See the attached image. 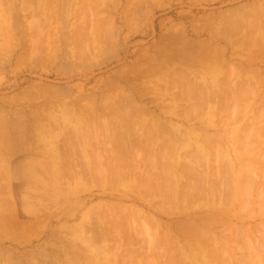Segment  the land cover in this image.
<instances>
[{"label": "rangeland", "instance_id": "rangeland-1", "mask_svg": "<svg viewBox=\"0 0 264 264\" xmlns=\"http://www.w3.org/2000/svg\"><path fill=\"white\" fill-rule=\"evenodd\" d=\"M88 1L42 0L41 2L43 3H40V0H0V17H2L0 18V264H157L154 262V258H152L155 255L153 254L155 249L152 246H155V243L164 242L161 239L167 236V228L181 229L189 225V223H185L187 215L182 214V210L187 209L186 205H184L186 202H183L181 199V196L185 199L184 194L179 197L181 202L178 200L179 198L174 200L171 197L173 193L168 194V192L170 190L173 191L176 183L181 179L189 177V173L185 174L186 171L183 173L178 164H181V168H183V165L189 164L188 168L186 166V168H183L184 170H189V168L195 166L191 164L192 161L185 159H189L190 156L194 158L201 155V151L198 153L196 148L197 145L199 146L200 139H202L201 144L208 145L209 149H205V146L202 145L207 156V161L202 158L203 162H201L204 170L206 168L209 171L207 172L210 173L213 168H218L221 165L222 167H220L224 169L222 171L225 174L227 171H225L226 167L229 166L232 169V166H235L232 171L234 176H232L230 168V171H228L230 173L229 175L227 174L229 178L232 176V181L230 182L237 183L234 193L232 191L234 187L232 183H229V178L227 177L228 179L224 180L223 176L226 174H222L221 168L215 169L218 170V175L220 171L222 172L220 173L222 176L221 178L218 176V180L222 179L225 181L218 184V188H221H219L218 192L216 191V195H218L216 201L218 204L222 206L226 204L224 206L226 208V206L230 207L229 203L232 201L233 206H231L235 209L242 202L241 206L246 210L244 212L241 208V215L246 216H242V220L233 219L229 221V224L226 223L228 229L232 228L236 230V226H241L240 229L246 228V230H242L243 232L246 231V235H243L245 233L242 234L239 227L236 230L239 233V237L242 235L240 238L242 239L244 236L248 237L249 232L247 231L252 232L251 230L256 227L257 229L255 228L254 230L258 232L253 230L254 232L251 234L253 237H256L257 241L260 240L259 237L261 238V235L264 233V223H262L264 222V214H262L264 213V210H262L264 208V200L262 198L260 201V194L258 195V192L260 193L259 190L264 188V186L262 187L264 178L261 175V171L264 169V163L262 164L261 162L262 158H264V130H261L264 128V101L263 103L262 101L260 102L264 98V0H93L94 3L91 0ZM86 2H88L87 5ZM50 3H52L54 8ZM80 7H84V9L81 8V11ZM77 11H79L78 15L76 14ZM52 12L54 15H52ZM81 16L83 17L81 18ZM45 19L50 21L47 22ZM81 31L84 33L81 34ZM250 41H253V43ZM248 42L249 45H246ZM183 43L186 46H190L185 47ZM256 43L262 46L259 47ZM239 44L245 47H240ZM212 45L214 46L212 47ZM202 47L205 50L203 49L202 51ZM212 48L216 51L214 52ZM206 49H208L207 53ZM202 52L206 55H203ZM190 53L195 54L191 55ZM216 53L222 58L225 55L223 60ZM224 60L229 61L225 62ZM219 64H223V67L222 65L220 67ZM226 65H228L227 68H225ZM154 66L158 70L156 71L157 73L153 70ZM135 68L139 70V73L136 72ZM231 68L235 70L234 73V70ZM140 70L143 71L140 72ZM171 71L172 73L169 75ZM185 71L187 72L185 73ZM236 72L240 73L237 75ZM127 74L131 75V78H134L131 79L129 77L127 80ZM135 74L136 76H134ZM164 75L166 76L164 77ZM138 76L141 77L139 78ZM189 76L195 78L191 79ZM124 79L129 82H126ZM256 79L257 82L255 81ZM146 80L149 82L147 83ZM207 80L210 81L209 84ZM226 81L228 82L226 83ZM157 82L159 85H162L159 86V89L157 88ZM240 82L244 84V87ZM214 83V86L218 85L216 86L217 89L213 87ZM115 84L117 85L115 86ZM154 84H156V87L153 86ZM254 84L257 86L255 85V87ZM260 84L261 87L259 86ZM168 85L170 88H168ZM190 87L191 91L189 89L188 93L187 91ZM209 87L213 88L210 89ZM238 88L243 91H241L242 94ZM251 88L254 92H251ZM260 88H262L261 92L259 91ZM170 89H172V93ZM205 89L209 91L207 92ZM218 89L219 91H217ZM222 89L226 90L223 92ZM236 89L240 92H237V94L239 93L242 96L247 92L250 93L246 94L245 97L238 95L241 98V102L236 99L237 95L234 96L235 94H233L232 96V93H235L234 90ZM200 90H202V93ZM125 91L127 95H125ZM178 99L181 100L179 101ZM231 99L235 100L232 101ZM175 100L178 101L176 102ZM185 100L187 101L186 104ZM201 100L203 103L205 102L204 106H202V102H200L202 105L200 103L198 105V102H196ZM136 101H138V104ZM207 101L208 104L206 103ZM127 102L130 105L132 104L134 110H137L140 104L137 112L128 104L125 106L124 104ZM181 102L184 105L183 107ZM244 102L248 104H246V108L240 104ZM178 103L181 104L178 105L181 110L176 109V107L179 108L177 106ZM236 103L240 107L242 106V108H239V105H236ZM163 104L164 106H161ZM209 104L211 108L208 106ZM82 105H87L88 107H82ZM95 105L99 106L98 110L100 112L104 111L103 114H100V117H96L99 116V112L97 115L94 112L95 114L93 115L92 110L88 114L90 108H95ZM109 106L110 108H108ZM220 106L223 112L219 108ZM123 108H127L129 111L127 115L124 113L127 110ZM146 108L148 111L143 112V109ZM186 108L188 109L185 110ZM199 108H201V111H199ZM233 108L237 110L234 115L232 114L234 112ZM121 109L123 110L121 111ZM175 109L177 111H174ZM230 110H233V112ZM260 111L261 114L259 115ZM238 112L241 113L239 114ZM147 113L148 115H146ZM230 113L231 117H229ZM236 113L238 114L236 115ZM219 115L220 118H217ZM83 116L84 118L87 116L86 120L84 119L86 122L82 121ZM90 117L92 121L89 120ZM259 119H262V123H260ZM89 124L92 129L97 127L93 129L94 132L90 129ZM251 124L253 126L251 128L253 129L246 130V126L250 128ZM251 130L253 131L251 132ZM246 133H249L248 135L251 137L252 135L253 137L255 136V139L253 137L250 138V136L248 137ZM253 133L258 135H254ZM245 134L247 139H245ZM131 135L132 137H129ZM139 135L142 137H139ZM158 135L159 137H156ZM198 135H202V137L200 138ZM229 135L230 137H227ZM145 136H149L152 140ZM135 137L136 139L133 140ZM155 137L157 139H154ZM238 137L240 140L237 139ZM211 138L212 140L215 139L214 142H211ZM196 139L198 142H196ZM130 140L133 141V144L137 143L138 140V143L134 147H130L131 149L128 147L129 144H132ZM159 141L166 142L167 144L170 143L168 144V148L166 143L163 148L161 147L166 153L159 147L162 145ZM242 141L244 142V147L242 146ZM187 142L189 145H185ZM222 142H225V144ZM248 142L252 144L249 145ZM253 142L257 145L255 146L256 150L258 148L260 150L261 147L263 148L261 150L263 156L261 154L260 158L257 157L259 165L255 158L261 152L255 150L258 152L256 154L255 151H252L254 150L251 149L252 147L254 148ZM120 143L122 144L121 146L119 145ZM125 143L128 144L126 145ZM145 143H148V146L143 145ZM156 143H160V145L157 146ZM171 143L177 145H175V149L178 151L176 150V154L174 153V158L171 157L173 154L170 153L174 148H169L173 145ZM125 145L128 149H126ZM251 145L253 146L250 147ZM187 146L189 147L187 148ZM191 146L195 150L191 149ZM218 146L224 147L223 150L217 151L221 148H218ZM149 147L152 149H149ZM216 147L217 149H215ZM129 149L130 152L127 151ZM226 149L227 154L224 152ZM144 150L145 152H143ZM160 151L161 153H159ZM214 152L216 154L220 152L221 154L220 156L217 154V157ZM250 152L253 153L252 156ZM143 153L147 154V156ZM223 153L224 155H222ZM254 153L256 156L253 163L255 162L256 166L250 163L253 160ZM126 154L128 155L126 156ZM115 155H119L118 159H115ZM181 156L185 157V159H182ZM143 157H148V159L144 160ZM135 158H138L137 161ZM159 158H162V162H166L167 164L171 163L170 160L173 158V163L167 165L169 171H171L169 167L177 163V166L175 164V167L173 166L172 168L174 170L175 168L178 169L175 170L173 177L175 181L172 178L170 182L171 178L166 176L167 173L171 177L173 174H170L169 171L166 172V169L164 170L165 173H163L160 169L164 163ZM179 159L182 163H178L180 162ZM259 159L261 160L259 161ZM155 160H158L159 163L161 162L162 165L158 163L160 165L158 166ZM246 160L249 162L248 166L249 164L253 165L251 168L255 169L257 167L254 172L251 170V176L253 178L256 177L253 183L254 188L252 189L254 192L250 191L251 189H249V192H243L241 189V184L247 183L249 186L250 183L248 179L250 175L249 177H245L248 173H244L246 172L245 168L243 169L242 165V168L239 165L240 162L242 164H244L243 162L247 163ZM218 163L219 165H216ZM246 163L244 167L247 169ZM213 165L216 166L214 167ZM212 166L213 168L211 169L210 167ZM248 168L250 169V167ZM118 169L122 170L121 174H123L119 173L122 177L116 174L118 173ZM214 169L212 173L215 172ZM249 169H247L248 172L250 171ZM146 171L147 176L143 175ZM181 171L183 174H181ZM157 172H159V175ZM160 172L163 174H160ZM154 174L158 176L156 175L157 178L155 177L156 181L154 180L155 183L153 184V181L150 182L148 179L149 177H154ZM178 174L182 177L177 176ZM241 174H244L242 177L247 178L246 180L244 179L245 182L243 179H240ZM214 175H217V173ZM214 175L212 174V176ZM163 176L164 178L167 177L169 182L166 181L167 178L164 180ZM176 176L177 179L178 177L180 178V180L178 179L179 181L176 179ZM161 178L169 184L160 182ZM187 178L185 179L188 181L183 179V186H188L195 182L193 180L194 177H189L191 179ZM214 178L216 179L215 176L211 177L206 183L210 184ZM253 178L251 179L253 180ZM136 180L140 181L137 182ZM241 180H243V183ZM156 182H159L160 186L166 183L170 188L168 186V189L166 187L162 188L161 186L162 189L159 190V193L162 191V194H157L158 191L153 190L155 187L158 190ZM226 184L229 185L227 187L229 190L224 189L227 186ZM222 186L225 187L222 188ZM256 186H261V189ZM147 187L152 190V193L146 189ZM164 189L169 190L168 192L165 191L167 194L164 192ZM123 190L125 192L128 190V192L124 193ZM154 191L156 192L153 195ZM183 191L186 190L184 189ZM183 191L181 192L183 193ZM229 191L231 192L229 193ZM263 192L264 190L262 194H264ZM208 193L203 195L207 197ZM250 193V196H252V193L256 196V198L254 197L255 199L258 197L259 202L244 206L246 200L248 201L249 199L248 204H250L253 198H250L248 195ZM233 194L236 196H234L235 200L232 197ZM240 194L242 195L240 196ZM203 195L200 197L201 199ZM210 195L209 199L205 197L209 201L212 198ZM136 197L138 198L136 199ZM219 197L222 201L218 200ZM240 197H244L243 201H241ZM205 198V201L202 200L204 203L207 201ZM201 199L198 201L199 204L197 206L195 204L198 203L195 202L196 200L193 203L194 206H191L192 203L189 206L187 203V206L189 209L195 207V209H198L202 206V208H205L207 205H202ZM255 199H252V202ZM224 200L226 203L222 204ZM168 201L171 204L169 203L168 205ZM172 201L176 203L173 204L174 202ZM234 201H237L235 206L233 204ZM161 202L165 206L164 209L168 211H165L163 206L159 204ZM120 204H123L121 205L123 210L119 209L121 208ZM152 204L160 209L162 207V209L159 210ZM237 204L238 206L236 207ZM170 205H173L175 210H178L174 211ZM258 205L262 206V208ZM182 207L183 209H181ZM136 208L140 209L139 213H137L138 210ZM241 210L238 208L239 214ZM248 210L251 212H247ZM168 212L171 214H168ZM177 212L178 214H175ZM252 212L256 213L252 214ZM116 213L118 214L116 217L120 221H118L115 227L116 224L114 225L111 220L114 219L113 221L117 222L118 219H115L114 215ZM257 213L262 215L260 216ZM201 214L204 215L205 213ZM233 225L235 228L232 227ZM257 225H260V227L258 228ZM105 226L106 228L108 227L109 231L105 229ZM114 228L115 230H113ZM99 229H101V232ZM161 230L162 234H160ZM229 230L226 229V231ZM259 230L263 231L259 232ZM104 231H107L109 237L111 236L109 239L106 237L107 234ZM147 231L148 233H146ZM98 233L101 234L99 235ZM130 236L136 239H132ZM134 239L136 242L133 243ZM244 239L241 241H244ZM246 239L243 242L244 244L239 239H235V248L238 242L242 244L237 249L234 248L233 242V245H231V242H227L229 243V247L224 244V247L225 245L227 246L228 252L232 256L231 258L238 253L239 256H235V258L237 259L238 257L240 259L239 261L236 260L237 262L234 259L232 261L228 259L227 262L231 261L232 263L230 262V264H242L244 260V262L247 261L249 264H264V253H261V247H259L260 250L256 249L255 251H260L259 253L263 255V258L261 255V259H258L260 257L255 256V251L252 254L254 250L253 245L257 243L255 238L252 239V242L256 243H252L251 248L253 249L250 250L249 242ZM248 239L250 241L251 236ZM159 240L161 241L158 242ZM120 241L122 242L121 244ZM126 241H131L132 244L131 242L128 244ZM168 241L170 242V240ZM137 242L141 243L136 245ZM243 245L245 246L244 251H242ZM149 247L153 250L150 251ZM136 248L141 249V251L139 249L140 253H138ZM133 249H136V252ZM142 251L146 252L143 254L147 258L139 255ZM232 251L236 253L233 255ZM242 253L244 255L247 254V256L249 255L246 259L250 258V255L253 258L254 255L255 257L250 260L252 262L254 260L256 262L257 260V263L243 259L242 256L244 255ZM164 258H162L161 263L166 261Z\"/></svg>", "mask_w": 264, "mask_h": 264}, {"label": "bare ground", "instance_id": "bare-ground-1", "mask_svg": "<svg viewBox=\"0 0 264 264\" xmlns=\"http://www.w3.org/2000/svg\"><path fill=\"white\" fill-rule=\"evenodd\" d=\"M41 1H42V0H40V3H43V2H41ZM46 1H47V0H46ZM50 1H52V0H50ZM53 1H54V0H53ZM87 1H88V0H87ZM91 1H93V0H91ZM91 1H90V2H91ZM44 2H45V1H44ZM57 2H58V1H57ZM88 2H89V1H88ZM88 2H86V5H87ZM54 3H56V2H54ZM54 3H53V4H54ZM58 3H59V2H58ZM93 3H94V1H93ZM50 4H51V6H52V3H50ZM64 4H65V3H64ZM89 4H90V3H89ZM89 4H88V5H89ZM57 5H58V4H57ZM78 5H80V4H78ZM86 5H85V6H86ZM81 6H83V5H81ZM91 6H92V5H91ZM93 6H94V5H93ZM52 7H53V6H52ZM55 7H57V6H55ZM59 7H60V6H59ZM89 7H90V6H89ZM89 7H88V8H89ZM53 8H54V7H53ZM77 8H78V7H77ZM81 8L84 9V7H80V10H81V11H82ZM88 8H86V9H88ZM91 8H92V7H91ZM93 8H94V7H93ZM89 9H90V8H89ZM77 10H79V9H77ZM75 11H76V10H75ZM86 11H87V10H86ZM86 11H85V12H86ZM53 12H55V11H53ZM53 12H52V15H54ZM57 12H58V10H57ZM78 12H79V11H77V13H76L77 15H78ZM58 13H59V12H58ZM65 13H66V12H65ZM55 14H56V13H55ZM0 15H1V14H0ZM65 15H66V14H65ZM56 16H58V14H56ZM67 16H68V15H67ZM64 17H65V16H64ZM82 17H83V16H81V18H82ZM86 17H87V16H86ZM0 18H2V17H0ZM48 19H49V18H48ZM77 19H78V16H77ZM84 19H85V18H84ZM86 19H87V18H86ZM45 20H46V19H45ZM64 20H65V18H64ZM46 21H47V20H46ZM48 21H50V20H48ZM48 21H47V22H48ZM80 21H81V20H80ZM44 23H45V22H44ZM82 33H84V32L81 31V34H82ZM78 35H80V34H78ZM80 36H82V35H80ZM80 36H79V37H80ZM86 36H87V35H86ZM82 37H83V36H82ZM82 37H80V38H82ZM84 37H85V36H84ZM87 38H88V37H87ZM83 39H84V38H83ZM85 39H86V38H85ZM184 39H185V38H184ZM79 40H80V39H79ZM80 41H83V40H80ZM86 41H87V40H86ZM187 41H188V40H187ZM84 42H85V41H84ZM198 42H199V41H198ZM246 42H247V41H246ZM246 42H245V43H246ZM250 42L253 43V41H250ZM188 43H189V42H188ZM191 43H192V41H191ZM196 43H197V42H196ZM254 43H255V41H254ZM258 43H259V42H258ZM258 43H256V44L259 45V47L262 46V45H260V44H258ZM183 44H184V43H183ZM197 44H198V43H197ZM199 44H201V43H199ZM202 44H204V43H202ZM184 45H185V44H184ZM192 45H193V44H192ZM206 45H207V43H206ZM209 45H210V43H209ZM239 45H240V44H239ZM246 45H249V42H248ZM253 45L255 46V44H253ZM188 46H190V45H187V46L185 45V47H188ZM195 46H196V45H195ZM213 46H214V45H212V47H213ZM241 46H242V45H240V47H241ZM243 46H244V45H243ZM243 46H242V47H243ZM177 47H180V46H177ZM183 47H184V46H183ZM204 47H205V46H204ZM216 47H218V46H216ZM216 47H215V48H216ZM244 47H245V46H244ZM247 47H248V46H247ZM255 47H256V46H255ZM248 48H249V47H248ZM250 48H251V46H250ZM184 49H185V48H184ZM196 49H197V48H196ZM201 49H202V51H203L204 48L202 47ZM209 49H210V48H209ZM212 49H213V48H212ZM221 49H222V48H221ZM251 49H252V48H251ZM157 50H158V49H157ZM161 50H162V49H161ZM198 50H199V49H198ZM204 50H205V49H204ZM207 50H208V49H206V53H207ZM213 50H214V49H213ZM179 51H180V49H179ZM184 51H185V50H184ZM186 51H187V50H186ZM191 51H192V50H191ZM215 51H216V50H214V52H215ZM251 51H252V50H251ZM162 52H163V51H162ZM189 52H190V50H189ZM198 52H200V51H198ZM204 52H205V51H204ZM186 53H188V52H186ZM202 53H203V52H202ZM208 53H209V52H208ZM212 53H213V52H212ZM249 53H252V52H249ZM160 54H161V53H160ZM163 54H164V53H163ZM183 54H184V52H183ZM190 54L192 55V54H195V53H190ZM190 54H189V56H190ZM196 54H198V53H196ZM200 54H201V53H200ZM204 54H205V53H203V55H204ZM216 54H217V53H216ZM221 54L223 55V53H221ZM221 54H220V55H221ZM255 54H256V52H255ZM155 55H156V54H155ZM205 55H206V54H205ZM218 55H219V54H217V56H218ZM222 55H221V56H222ZM159 56H160V55H159ZM185 56H186V55H185ZM197 56H199V55H197ZM200 56H202V55H200ZM215 56H216V55H215ZM224 56H225V55H223V58H224ZM187 57H188V56H187ZM204 57H205V56H204ZM213 57H214V56H213ZM218 57H219V56H218ZM175 58H176V57H175ZM197 58H198V57H197ZM215 58H217V57H215ZM219 58H222V57H219ZM223 58H222L221 60H223ZM225 58H226V57H225ZM158 59H159V58H158ZM163 59H164V58H163ZM165 59H166V58H165ZM198 59H199V58H198ZM211 59H212V58H211ZM171 60H172V58H171ZM175 60H176V59H175ZM196 60H197V59H196ZM206 60H207V59H206ZM206 60H204V61H206ZM247 60H248V59H247ZM163 61H164V60H163ZM163 61H161V62H163ZM176 61H177V60H176ZM176 61H175V62H176ZM193 61H194V60H193ZM193 61H192V62H193ZM209 61H210V60H209ZM216 61H217V60H216ZM219 61H220V60H219ZM224 61L226 62L227 60H224ZM224 61H223V63H224ZM228 61H229V60H228ZM228 61H227V62H228ZM175 62H174V63H175ZM177 62H178V61H177ZM180 62H182V61H180ZM180 62H179V63H180ZM207 62H208V60H207ZM159 63H160V62H159ZM174 63H173V64H174ZM220 63H222V61H220ZM157 64H158V63H157ZM199 64H200V63H199ZM196 65H197V64H196ZM219 65H220V64H219ZM221 65H222V67H223V64H221ZM221 65H220V67H221ZM228 65H229V64H228ZM228 65H226L225 68H227ZM141 66H142V65H141ZM141 66H140V67H141ZM147 66H148V65H147ZM202 66H203V65H202ZM156 67H157V66H156ZM163 67H166V66H163ZM236 67H237V66H236ZM153 68H154L153 70H154L155 72L158 71V70H156L155 66H154ZM158 68H160V67H158ZM167 68H168V67H167ZM167 68H166V69H167ZM173 68H174V67H173ZM228 68H229V67H228ZM131 69H132V68H131ZM137 69H138V68H137ZM140 69H142V68H140ZM144 69H145V68H144ZM144 69H143V70H144ZM168 69H170V68H168ZM189 69H190V68H189ZM199 69H200V68H199ZM231 69L234 70L233 68H231ZM238 69H239V68H238ZM242 69H243V68H242ZM129 70H130V69H129ZM135 70H136V68H135ZM143 70H140V72L143 71ZM145 70H146V69H145ZM148 70H149V68H148ZM172 70H173V69H172ZM176 70H177V69H176ZM176 70H174V71H176ZM201 70H202V69H201ZM205 70H206V68H205ZM126 71H127V70H126ZM126 71H125V73H126ZM131 71H132V70H131ZM138 71H139V70H136V72H138ZM174 71H173V72H174ZM189 71H190V70H189ZM192 71H193V70H192ZM237 71H238V70H237ZM244 71H245V69H244ZM136 72H135V73H136ZM151 72H153V71H151ZM151 72H150V73H151ZM155 72H154V73H155ZM166 72H168V70H166ZM186 72H187V71H185V73H186ZM234 72H235V70L233 71V73H234ZM125 73H124V74H125ZM133 73H134V72H133ZM133 73H131V74H133ZM138 73H139V72H138ZM144 73H145V72H144ZM154 73H153V75H155ZM156 73H157V72H156ZM159 73H160V72H159ZM159 73H158V74H159ZM168 73H169V72H168ZM171 73H172V71L170 72L169 75H171ZM189 73H190V72H189ZM200 73H201V72H200ZM236 73H237V75H238V73H240V72H236ZM236 73H235V74H236ZM244 73H245V72H244ZM129 74H130V73H129ZM161 74H162V73H161ZM190 74H191V73H190ZM190 74H189V75H190ZM195 74H196V73H195ZM195 74H193V75H195ZM246 74H247V72H246ZM127 75H128V74H127ZM146 75H147V73H146ZM167 75H168V74H167ZM196 75H198V74H196ZM196 75H195V76H196ZM199 75H200V74H199ZM124 76H125V75H124ZM130 76H131V75H130ZM130 76L128 75L127 80H128V78H129ZM132 76H133V75H132ZM134 76H136V74H135ZM150 76H151V75H150ZM165 76H166V75H164V77H165ZM183 76H184V75H183ZM255 76H256V75H255ZM138 77H139V76H138ZM140 77H141V76H140ZM140 77H139V78H140ZM167 77H168V76H167ZM167 77H166V78H167ZM189 77H191V76H189ZM244 77H245V76H244ZM244 77H243V78H244ZM120 78H121V76H120ZM122 78H124V77L122 76ZM130 78H131V77H130ZM133 78H134V77H132L131 79H133ZM143 78H144V77H143ZM187 78H188V77H187ZM194 78H195V77H194ZM194 78L191 77V79H194ZM252 78H253V77H252ZM254 78H255V77H254ZM146 79H147V78H146ZM164 79H165V78H164ZM164 79H163V80H164ZM168 79L170 80V78H168ZM189 79H190V78H189ZM257 79H258V78H257ZM257 79L255 80L256 82H257ZM124 80H126V79H124ZM127 80H126V82H129V81H127ZM161 80H162V79H161ZM204 80H205V79H204ZM209 80H210V79H209ZM209 80H207V83H208V84H209V82L211 81V80H210V81H209ZM146 81H147V83L149 82L148 80H146ZM156 81H157V80H156ZM158 81H159V80H158ZM190 81H191V80H190ZM217 81H218V80H217ZM230 81H231V80H230ZM249 81H251V80H249ZM144 82H145V81H144ZM167 82H168V81H167ZM227 82H228V81H226V83H227ZM246 82H247V81H246ZM246 82H245V83H246ZM133 83H134V82H133ZM157 83H158V82H157ZM157 83H156V84H157ZM189 83H190V82H189ZM191 83H192V82H191ZM193 83H194V82H193ZM195 83H197V82L195 81ZM207 83H206V84H207ZM240 83H241L242 86L244 85V84H242V82H240ZM253 83H254V82H253ZM112 84H113V83H112ZM156 84H154L153 86H155ZM216 84H218V83H216ZM238 84H239V83H238ZM238 84H237V85H238ZM261 84H262V83H261ZM261 84L259 85L260 87H261ZM113 85H114V84H113ZM116 85H117V84H115V86H116ZM133 85H135V84H133ZM160 85H161V84H160ZM160 85H159V83H158V87H157L158 89H159V86H160ZM190 85H191V84H190ZM214 85H215V83L213 84V87H215V88L217 89L216 86H218V85H216V86H214ZM223 85H225V84H223ZM226 85L229 86L228 84H226ZM241 85H240V86H241ZM247 85H248V82H247ZM247 85H245V86H247ZM255 85H256V84H254V86H255ZM262 85H263V84H262ZM115 86H114V87H115ZM161 86H162V85H161ZM165 86H166V85H165ZM168 86H169V85H168ZM193 86H194V84H193ZM219 86H220V85H219ZM227 86H226V87H227ZM230 86H232V85L230 84ZM256 86H257V85H256ZM256 86H255V87H256ZM114 87H113V88H114ZM117 87H118V86H117ZM155 87H156V86H155ZM213 87H209V88L211 89V88H213ZM243 87H244V86H243ZM248 87H249V86H248ZM250 87H251V86H250ZM255 87H254V89H255ZM115 88H116V87H115ZM118 88H120V87H118ZM118 88H117V89H118ZM165 88H166V87H165ZM168 88H170V86H169ZM209 88H207V89H209ZM231 88H232V87H231ZM233 88H234V86H233ZM233 88H232V89H233ZM163 89H164V87H163ZM189 89H190V91H191V87L188 88V91H187L188 93H189ZM194 89H195V88H194ZM196 89H198V88H196ZM207 89H205V90L207 91ZM227 89H229V88H227ZM238 89L240 90V92L242 91L240 88H238ZM238 89L234 90L235 93H232V96H233V94H235L234 96L237 95L238 98L236 97V99H238V101H241V98H239L238 95H241L243 91L241 92V94H239L240 92H239ZM243 89H244V88H243ZM245 89H246V88H245ZM257 89H258V87H257ZM261 89H262V88H260L259 91H260ZM136 90H137V89H136ZM155 90H157V89H155ZM161 90H162V89H161ZM170 90H171L170 92L172 93V89H170ZM192 90H193V88H192ZM212 90L216 91L215 89H212ZM222 90H223V89H222ZM224 90H226V89H224ZM224 90H223V92H224ZM237 90H238V91H237ZM251 90H252V91H251ZM251 90H250L251 92H254V90H253L252 88H251ZM255 90H256V89H255ZM138 91H139V90H137V92H138ZM167 91H169V90H167ZM193 91H194V90H193ZM198 91H199V90H198ZM201 91H202V90H200V92H201ZM206 91H205V92H206ZM208 91H209V90H208ZM208 91H207V92H208ZM210 91H211V90H210ZM214 91H213V92H214ZM217 91H219V89H218ZM230 91H231V90H230ZM230 91H228V92H230ZM234 91H233V92H234ZM245 91H246V90H245ZM248 91H249V89H248ZM121 92L124 93L123 91H121ZM141 92H142V91H141ZM147 92H148V91H147ZM152 92H153V91H152ZM152 92H151V93H152ZM203 92H204V91H203ZM223 92H222V93H223ZM237 92H239V93L237 94ZM260 92H261V91H260ZM139 93H140V91H139ZM144 93H145V92H144ZM156 93H157V91H156ZM201 93H202V92H201ZM215 93H216V92H215ZM249 93H250V92H247V93H245V95H246V94H249ZM255 93H256V92H255ZM258 93H259V92H258ZM142 94H143V93H142ZM145 94H146V93H145ZM145 94H144V95H145ZM225 94H226V93H225ZM230 94H231V93H230ZM123 95H124V94H123ZM125 95H127V94H126V91H125ZM125 95H124V96H125ZM133 95H134V94H133ZM144 95H143V98H144ZM154 95H155V94H154ZM157 95H158V94H157ZM174 95H175V94H174ZM226 95H227V94H226ZM245 95H244V96L241 95V96H242V97H245ZM128 96H129V95H128ZM141 96H142V95H141ZM141 96H140V97H141ZM176 96H178V95L176 94ZM176 96H175V97H176ZM218 96H219V95H218ZM218 96H217V97H218ZM230 96H231V95H230ZM232 96H231V97H232ZM241 96H240V97H241ZM122 97H123V96H122ZM125 97H126V96H125ZM129 97H130V96H129ZM181 97H183V96H181ZM181 97H180V98H181ZM227 97H228V95H227ZM105 98H107V97H105ZM123 98H124V97H123ZM156 98H157V97H156ZM169 98H170V97H169ZM169 98H168V99H169ZM177 98H178V97H177ZM125 99H126V98H125ZM125 99H124V100H125ZM131 99H132V96H131ZM134 99H135V98H134ZM134 99H133V101H135ZM159 99H160V98H159ZM182 99H183V98H182ZM195 99H196V98H195ZM225 99H226V98H225ZM227 99H229V98H227ZM254 99H255V98H254ZM263 99H264V98H263ZM263 99L260 100V102L262 101V103H263V101H264ZM127 100H129V99L127 98ZM157 100H158V98H157ZM178 100H179V99H178ZM178 100H177V101H178ZM180 100H181V99H180ZM180 100H179V101H180ZM183 100H184V99H183ZM183 100H182V101H183ZM231 100H232V99H231ZM234 100H235V99H234ZM234 100H232V101H234ZM149 101H150V100H149ZM168 101H169V100H168ZM171 101H172V99H171ZM173 101H174V100H173ZM175 101H176V100H175ZM177 101H176V102H177ZM229 101H230V100H229ZM256 101H257V100H256ZM106 102H107V101H106ZM125 102H126V101H125ZM137 102H138V101H136V103H137ZM184 102H185V104H186L187 101L185 100ZM196 102H198V105H200V104H201L200 102H202V100H201V101H196ZM236 102H237V101H236ZM241 102H242V101H241ZM253 102H254V101H253ZM86 103H87V102H86ZM91 103H93V102H91ZM95 103H96V102H95ZM107 103H108V102H107ZM123 103H124V101H123ZM130 103H131V101H130ZM181 103H182V102H181ZM199 103H200V104H199ZM202 103H203V102H202ZM204 103H205V102H204ZM204 103H203V105H202V104H201V105L204 106ZM206 103L208 104V101H207ZM249 103L251 104V102H249ZM126 104H128V102L125 103L124 105L126 106ZM133 104H134V102H133ZM137 104H138V103H137ZM158 104H159V103H158ZM161 104H162V103H161ZM224 104H225V103H224ZM240 104H241L243 107L246 108V104H247V103L244 102V103H243L244 105H243L242 103H240ZM260 104H261V103H260ZM263 104H264V103H263ZM92 105H94V104H92ZM96 105H97V104H96ZM96 105H95V106H96ZM100 105H102V104H100ZM103 105H105V104H103ZM108 105H109V104H108ZM128 105L131 106V108H132V104H131V105L128 104ZM139 105H140V104H139ZM139 105H138V108L136 107L137 110L139 109ZM178 105H181V104L178 103L177 106H178ZM211 105H212V103H211ZM211 105L209 104L208 106L210 107ZM214 105H215V104H214ZM225 105H226V104H225ZM229 105H230V104H229ZM236 105H239V104L236 103ZM247 105H248V104H247ZM261 105H262V104H261ZM84 106H85V105H82V107H84ZM86 106H87V105H86ZM86 106H85V107H86ZM135 106H136V105H135ZM161 106H164V104L161 105ZM161 106H160V107H161ZM183 106H184V105H183V103H182V107H183ZM190 106H191V105H190ZM192 106H193V105H192ZM202 106H201V107H202ZM212 106H213V105H212ZM221 106H222V105H221ZM221 106H220L219 108H220V109L222 110V112H223V109L221 108ZM242 106L240 107V105H239V108H242ZM258 106H259V105H258ZM263 106H264V105H263ZM87 107H88V106H87ZM93 107H94V106H93ZM96 107H97V108H96ZM96 107H95V108H92V107H91L92 109L90 108V111L88 112V114L91 113V110H92V112H93L92 114H93V115H94L95 113H96V115H97L98 112H99V116H96V117H100V114H103L104 111H103V112H100V110H98V109H99V108H98L99 106H96ZM101 107H102V106H101ZM105 107H107V106H105ZM144 107H145V106H144ZM165 107L167 108L166 105H165ZM168 107H169V106H168ZM178 107H179V106H178ZM261 107H262V106H261ZM261 107H259V108H261ZM108 108H110V106H109ZM133 108H134V107H133ZM133 108H132V109H133ZM169 108H170V107H169ZM202 108H203V107H202ZM207 108H208V107H207ZM210 108H211V107H210ZM214 108H215V107H214ZM214 108H213V109H214ZM224 108H225V107H224ZM248 108H249V107H248ZM88 109H89V108H88ZM105 109H106V108H105ZM123 109L127 110V108H123ZM123 109H121V111H122ZM140 109H142V107H140ZM160 109H161V108H160ZM171 109H172V108H171ZM176 109H180V107H179V108L176 107ZM176 109H175L174 111H177ZM187 109H188V108H186L185 110H187ZM189 109H191V108H189ZM196 109H198V108L196 107ZM200 109H201V108H199V111H201ZM204 109H205V107H204ZM220 109H219V110H220ZM261 109H262V108H261ZM84 110H85V109H84ZM125 110H124V111H125ZM133 110H134V109H133ZM137 110H134V111L137 112ZM180 110H181V109H180ZM221 110H220V111H221ZM224 110L226 111V109H224ZM233 110H234V112H233ZM233 110H230V111H232V112H233L232 114L234 115L235 112H237V110H235V108H233ZM263 110H264V109H263ZM87 111H88V110H87ZM106 111H107V109H106ZM108 111H109V110H108ZM127 111H128V110H127ZM127 111L124 112V113H126V115H127V113H129V111H128V112H127ZM130 111H131V110H130ZM141 111H142V110H141ZM144 111H148L147 108H146V109H143V112H144ZM166 111L168 112V110H166ZM170 111H171V110H170ZM172 111H173V110H172ZM182 111H183V110H182ZM196 111H197V110H196ZM212 111H213V110H212ZM238 111H239V110H238ZM243 111H244V110H243ZM243 111H242V112H243ZM85 112H86V111H85ZM85 112H84V113H85ZM94 112H95V113H94ZM110 112H112V111H110ZM110 112H109V113H110ZM138 112H140V111H138ZM143 112H142V113H143ZM150 112H151V111H150ZM167 112H165V113H167ZM214 112H215V111H214ZM226 112H227V111H226ZM258 112H259V110H258ZM107 113H108V112H107ZM142 113H141V114H142ZM227 113H228V112H227ZM238 113L240 114L241 112H238ZM238 113H236V115H237ZM88 114L85 113V115H88ZM105 114H106V112H105ZM130 114H131V113H130ZM143 114H145V113H143ZM213 114H214V113H213ZM219 114H220V112H219ZM260 114H261V111H260L259 115H260ZM93 115H92V117H93ZM146 115H148V113H147ZM152 115H153V114H152ZM178 115H180V114H178ZM178 115H177V116H178ZM214 115H216V114H214ZM223 115H224V114H223ZM229 115H230V116H229ZM229 115H228V116L231 117V113H230ZM236 115H235V116H236ZM90 116H91V115H90ZM153 116H154V115H153ZM182 116H183V115H182ZM217 116H218V115H217ZM224 116H226V115H224ZM238 116H239V115H238ZM88 117H89V115H88ZM124 117H126V116L124 115ZM155 117H156V116H155ZM180 117H181V116H180ZM232 117H233V116H232ZM262 117H263V116H262ZM85 118H87V116H86ZM85 118H84V116H83V120H82V121H84ZM93 118H94V117H93ZM150 118H151V117H150ZM172 118H173V117H172ZM217 118H220V115H219V117H217ZM221 118H223V117H221ZM263 118H264V117H263ZM91 119H92V118L90 117L89 120L92 121ZM152 119H155V118H152ZM238 119H239V118H238ZM85 120H86V119H85ZM240 120H241V119H240ZM259 120H260V119H259ZM259 120H258V121H259ZM261 120H262V119H261ZM261 120H260V121H261ZM93 121H95V120H93ZM263 121H264V120H263ZM84 122H86V121H84ZM88 123H89V122H88ZM90 123H91V122H90ZM170 123H171V122H170ZM250 123H251V122H250ZM253 123H255V122H253ZM260 123H262V121H261ZM84 124H85V123H84ZM86 125H88V124H86ZM92 125H93V124H92ZM173 125H175V124H173ZM247 125H248V124H247ZM253 125H254V124H253ZM89 126H90V129H91V130L97 128V127H96V128H93V129H92V127H91L90 124H89ZM94 126H95V125H94ZM175 126H176V125H175ZM251 127H253L252 124L250 125V128H248V127L246 126V130H247V129H248V130L253 129V128H251ZM254 127H255V126H254ZM84 128H85V127H84ZM86 129H87V126H86ZM254 129H255V128H254ZM84 130H85V129H84ZM87 130H88V129H87ZM246 130H245V131H246ZM257 130H258V129H257ZM257 130H256V131H257ZM261 130H264V128H262ZM165 131H166V130H165ZM252 131H253V130H251V132H252ZM93 132H94V130H93ZM190 132H191V131H190ZM247 132H248V131H247ZM260 132H261V131H260ZM84 133H85V132H84ZM86 133H87V132H86ZM165 133H166V132H165ZM167 133H168V132H167ZM236 133H237V130H236ZM238 133H239V132H238ZM256 133H257V132H256ZM256 133H255V134H256ZM161 134H162V133H161ZM239 134H240V133H239ZM246 134L248 135L249 133H246ZM246 134H245V136H246ZM253 134H254V133H253ZM255 134H254V135H255ZM163 135H164V133H163ZM190 135H192V133H190ZM256 135H258V134H256ZM123 136H124V134H123ZM140 136H141V135H139V137H140ZM198 136H200V135H198ZM207 136H208V135H207ZM207 136H206V137H207ZM240 136H241V135H240ZM249 136H250V135H248V137H249ZM121 137H122V136H121ZM129 137H132V135L129 136ZM141 137H142V136H141ZM145 137H147V136H145ZM156 137H159V135L156 136ZM156 137H155L154 139H157ZM161 137H162V135H161ZM164 137H165V135H164ZM201 137H202V135L200 136V138H201ZM227 137H230V135L227 136ZM234 137H236V136H234ZM242 137H244V136H242ZM242 137H241V138H242ZM252 137H253V135H252ZM252 137L250 136V138H252ZM147 138L150 139L149 136H148ZM147 138H146V139H147ZM190 138H191V137H190ZM197 138H198V137H197ZM200 138H198V139H200ZM204 138H205V137H204ZM204 138H203V141H204ZM208 138H209V137H208ZM208 138H206V139H208ZM253 138L255 139V136H254ZM126 139H127V138H126ZM126 139H125V140H126ZM135 139H136V137H135L133 140H135ZM221 139H223V138H221ZM221 139H220V140H221ZM233 139H234V138H233ZM237 139L240 140L239 137H238ZM242 139H243V138H242ZM242 139H241V140H242ZM245 139H247V136H246ZM254 139H253V140H254ZM150 140H152V139H150ZM168 140H169V139H168ZM177 140H178V139H177ZM190 140H191V139H190ZM192 140H193V142H194V139H193V138H192ZM201 140H202V139H200V141H199V143H198L199 146L197 145V147H196V145H194V144L191 142V143L197 148L198 153L201 151V155H200V156H195L194 158H191V156H190L189 159H185V157L183 158V156H181L182 159L192 161L191 164H192L193 166H194V165H195V166H194V167H191V166H190L191 168H189V170H184L183 168H186V167L188 168V165H189V164L185 165L186 167L183 165V166H182L183 168H181V166H180L181 164H178L179 167H180V169H182L183 173L186 171L185 174H186V173H189V177H191V178L194 177V178H195V179L193 178V180H194L195 182H194L193 184L189 183V184H191V185L183 186V185H184V184H183V179H185V178H187V177H184L183 179H181V180H182V181H181L180 178H181L182 176H179V174H178L177 176L180 177V178L178 177V179H179L180 181L177 179V176H176V179H177L179 182L176 183V186H175V188H173V191L170 190V191H172V192H170L169 190L164 189V192H165V191H167V192L169 191L168 194H169V193H173L171 197H173L174 200H175V199H178V198L180 197V195L184 194L185 199H183L182 196H181V199L183 200V202H186V203H184V205H186V208H187V209H183V207H182L181 209H183V210H182V211H183L182 214L187 215L186 220H185V221H186L185 223H189V225H187L186 228H181V229H180V228H177V229L173 228V229H172V227H171V228H167V231H166V232H167V236H166V237H168V238L165 239L166 237H164V238L162 237L163 239H161V240H164V242L162 241L163 243H157V244L155 243V246H152L153 249H155V252H154V253L152 252V253L155 254L156 257H157V258H156L155 255H154L152 258H154V260H155L154 262H156L157 264H225V263L228 261V259L231 260V261H232L233 259H234V261H236V260L239 261L240 259H238V257H237V259L235 258V256H239L238 253H236L235 251H232V252H233V253H232L233 255H234V253H236V254L234 255L233 258H231L232 256H231L230 252H228V249H227V246H228V244H229V243H227V242H231V245H233V243H234V248H235V242H234L235 239H236V240L239 239L240 242H242V244H244L243 242H244L245 239L247 238L246 241L248 240V242H249L248 245H250L249 250L254 248L252 254H254V251H255L256 249H259V247L262 248V249H261V251H262L261 253H262V254L264 253V233H263L262 235L259 233V234L261 235V238L258 236L259 239H260V240H258V241L256 240V237H253L252 234H251L252 232L257 231V230H254L256 227L253 229L254 231L251 230L252 232L247 231V232H249L247 236H248V237L251 236V240H250L251 242L249 241L250 238L248 239V237H246V236H244L245 239H244V238L240 239V238L242 237V235L240 234L241 237H239V235H238L239 233H237V231H236V230H238V227H239V226H238V227L236 226V228H235L234 225L232 226V227L235 228L236 230H234V229H232V228H231L232 230H231V229H230V230L228 229L227 224H229V221H230V220H233V219H237V220L240 219V220H242V216H243V217H246L245 215H241L242 210H243L244 212H245L246 210H244L245 208L241 206V205L243 204L242 202H241L242 204L239 202V203H240L239 205L241 206V207H240V206L238 207L239 210H241V208H242V210H241V212H240V214H239V213H238V212H239V211H238V208H235V209H236V210H235V209L232 207V206H233V205H232V201H231V203L227 202V203H229V205H230V207H227V206H226L227 209L224 207V206L226 205V204H225V203H226L225 200L222 202V204H225V205H223V206H222L221 204H218V202L216 201V197H218V195H216V191L218 192V190L221 189L220 187H219L220 189L218 188V184L221 183V182L224 183V182H225L224 180H226V179L229 178L228 175H229L230 172H228V171H230V170H229L230 167L227 165L228 167L225 168V171L227 170V171L225 172L226 175L228 174L227 176H226V175L224 174V172L222 171V170H224V169L221 168V167H222L221 165H220L221 167L219 166L218 168H215V169H219V168H221V171H222L223 173L219 170L220 173H222L223 175L226 176V177L223 176V177H224V180L220 179V180H222V181L218 180V178H219V177L221 178L222 175H220V173H219V175H218V172H217L218 170H215V169L213 168L214 165H213L212 167H210V168H211V169L213 168V169L215 170V172L217 173V175H214V174H216L215 172L212 173L213 169L211 170L210 173H208L209 171H208L206 168H205V170H204V168H202L203 165H201V162H203V160H206V161H207V156H206V153H205L204 150H203L204 147H203L202 145H204V144H203V143L201 144ZM214 140H215V139H214ZM214 140H212V138H211V142H214ZM220 140H219V141H220ZM228 140H229V139H228ZM235 140H236V139H235ZM128 141H129V140H128ZM128 141H127V142H128ZM130 141H131L132 144H131V145L129 144V146H128L129 148H130L131 146L134 147V145L138 143V140H137V143H134V144H133V141H132V140H130ZM157 141H158V140H157ZM232 141H233V140H232ZM237 141H238V140H237ZM248 141H249V139H248ZM250 141L252 142L251 139H250ZM134 142H136V141H134ZM147 142H148V141H147ZM159 142H160V141H159ZM168 142H169V141H168ZM170 142H171V141H170ZM183 142H184V141H183ZM196 142H198L197 139H196ZM233 142H235V141H233ZM254 142H256V141H254ZM254 142H253V144H254V148L252 147L253 145L250 146V147H252L251 149H254V150H252L253 152L256 150V147H255V146H257L256 143L259 142V141L257 140L256 143H254ZM121 143H122V142H121ZM121 143L119 144L120 146L122 145ZM160 143H162V145H160ZM160 143H159V144L156 143V144H157V146L160 145V146H159L160 148H161V147L163 148L166 142L164 143L163 141H161ZM163 143H164V144H163ZM222 143H223V142H222ZM242 143H243V144H242V146H243V145H244V142L242 141ZM248 143H249V142H248ZM125 144H126V143H125ZM127 144H128V143H127ZM127 144H126V145H127ZM141 144H142V143H141ZM166 144H167V143H166ZM168 144H170V143H168ZM168 144H167V148H168V146H169ZM172 144H173V143H171V145H172ZM187 144L189 145L188 142H187L185 145H187ZM223 144H225V142H224ZM250 144H252V143H249V145H250ZM257 144H258V143H257ZM259 144H260V143H259ZM126 145H125V146H126ZM143 145H147V146H148V143H147V144L145 143V144H143ZM149 145H150V144H149ZM171 145H170V146H171ZM175 145H176V144H175ZM175 145L173 144L172 147H169L170 149H172V148L174 147L171 151H174L175 147L177 146V145H176V146H175ZM193 145H192V146H193ZM246 145H247V143H246ZM249 145H247V146L249 147ZM117 146H118V144H117ZM183 146H184V144H183ZM192 146L190 147L191 149H193ZM204 146H205V149H208V145H204ZM237 146H238V145H237ZM123 147H124V146H123ZM126 147H127V146H126ZM126 147H125V148H126ZM128 147H127L126 149H128ZM135 147H136V146H135ZM145 147H146V146H145ZM152 147H153V145H152ZM184 147H185V146H184ZM188 147H189V146H187V148H188ZM206 147H207V148H206ZM219 147H221V146H218V148H219ZM243 147H244V146H243ZM150 148H151V147H149V149H150ZM162 148H161V149H162ZM165 148H166V147H165ZM209 148H210V147H209ZM223 148H224V147H221V148H219V150H217V151H222ZM257 148H258V147H257ZM66 149H67V148H66ZM120 149H121V148H120ZM130 149H131V148H130ZM130 149L127 150V151L130 152ZM137 149H138V148H137ZM140 149H142V148H140ZM147 149H148V148H147ZM151 149H152V148H151ZM157 149H158V148H157ZM181 149H182V148H181ZM191 149H190V150H191ZM215 149H217V147H216ZM221 149H222V150H221ZM118 150H119V149H118ZM118 150H117V151H118ZM132 150H133V149H132ZM138 150H139V149H138ZM145 150H146V149H145ZM145 150H144L143 152H145ZM162 150H163V149H162ZM162 150H161V151H162ZM176 150H177V149H175L174 152H171V151H170V153L173 154V155H171V157L174 158V153L176 154ZM186 150H187V149H186ZM193 150H195V149H193ZM208 150H209V149H208ZM211 150H212V149H211ZM224 150H225V149H224ZM248 150H249V149H248ZM261 150H263L262 147H261L260 150H259V148H258L256 151H258V152L260 151V152H261ZM115 151H116V150H115ZM120 151H121V150H120ZM124 151H125V150H124ZM127 151H125V152H127ZM139 151H140V150H139ZM161 151H160L159 153H161ZM163 151H164V150H163ZM177 151H178V150H177ZM217 151H216V152H217ZM256 151H255V152H256ZM129 152H128V153H129ZM157 152H158V151H157ZM157 152H156V153H157ZM164 152H165V151H164ZM191 152H192V151H191ZM216 152H214L215 155H216L217 157H218V155L220 156L221 153L218 152V153H217L218 155H217ZM224 152L227 154V149H226V151H224ZM258 152H256V154H257ZM122 153H123V150H122ZM146 153H147V152H146ZM149 153H151V152H149ZM165 153H166V152H165ZM250 153H251V152H250ZM129 154H130V153H129ZM131 154H132V153H131ZM143 154H144L145 156H147L148 153H147V154L143 153ZM180 154H181V153H180ZM211 154H212V153H211ZM254 154H255V153H254ZM256 154L253 156V160L250 162V163H252V164H255V166H256L257 164H256L255 162L253 163V161H255V159H257V157L260 158V157H261L260 155L262 154V152L259 153V156H258V155L256 156ZM263 154H264V150H263ZM263 154H262V156H263ZM127 155H128V154H126V156H127ZM144 155H142V156H144ZM178 155H179V154H178ZM178 155H177V156H178ZM222 155H224V153H223ZM250 155L252 156L253 153H251ZM115 156H116L115 159H118L117 157H119V155H115ZM148 156H149V154H148ZM150 156H151V154H150ZM157 156H158V155H157ZM161 156H162V155H161ZM179 156H180V155H179ZM208 156H212V155H208ZM216 156H215V157H216ZM255 156H256V158H255ZM134 157H135V155H134ZM136 157H138V156H136ZM139 157H140V155H139ZM153 157H154V156H153ZM153 157H152V158H153ZM143 158H144V157H143ZM157 158H158V157H157ZM157 158H156V159H157ZM173 158H172V159H173ZM179 158H180V157H179ZM186 158H188V157H186ZM202 158H203V160H202ZM204 158H206V159H204ZM213 158H214V157H213ZM254 158H255V159H254ZM125 159H127V158L125 157ZM135 159H136V158H135ZM137 159H138V158H137ZM137 159H136V161H137ZM139 159H140V158H139ZM145 159H148V157H147V158L145 157L144 160H145ZM159 159L161 160L162 158H159ZM163 159H164V158H163ZM172 159L170 160L171 163H173ZM190 159H192V160H190ZM208 159H209V157H208ZM210 159H211V158H210ZM248 159L251 160L252 158H248ZM127 160H128V159H127ZM132 160H133V159H132ZM141 160H142V158H141ZM144 160H142V161H144ZM160 160H159V161H160ZM175 160H176V159H175ZM185 160H184V161H185ZM212 160H213V159H212ZM260 160H261V159H259V161H260ZM263 160H264V158H262V160H261L262 164L264 163ZM111 161H112V160H111ZM128 161H129V160H128ZM128 161H127V162H128ZM134 161H135V160H134ZM151 161H152V160H151ZM156 161H157V162H156ZM163 161H164V160H163ZM179 161H180V162H178V163H182L180 159H179ZM241 161H242V160H241ZM246 161H247V163H246V162H243V163H244V164L246 163L247 169H249L248 167H250L249 170H250V171L252 170V171L254 172V170H256L257 167H255V169H254V168H251L253 165L251 166V165L249 164V166H248V163H249V162H248V160H246ZM130 162H131V161H130ZM152 162H153V161H152ZM155 162H156L157 164L159 163L158 160H155ZM161 162H162V160H161ZM161 162H160L159 164H161ZM168 162H169V161H168ZM204 162H205V161H204ZM256 162L258 163V159L256 160ZM261 162H260V163H261ZM111 163H112V162H111ZM162 163H164V162H162ZM165 163H166V162H165ZM165 163H164V165H165L166 167H165L164 165L161 166L162 168L160 167V169L163 171V173H165V172H164L165 169H166V172L169 171V170L167 169V165H168V164H169V165L171 164V163H168V164H167V163L165 164ZM186 163H187V162H186ZM186 163H185V164H186ZM188 163H189V162H188ZM210 163H211V162H210ZM134 164H135V163H134ZM157 164H156V165H157ZM159 164H158V166H160ZM175 164H176V165H175ZM183 164H184V163H183ZM222 164H223V162H222ZM230 164H231V163H230ZM244 164H242V163L240 162L239 165H240V167H241V165H242L243 169L245 168L244 170H246V172L243 171L244 173H246V174L248 173V175H246L245 177H249V175H250V177L253 178V176H251L252 171H251V172H250V171L248 172L247 169H246V167H244ZM156 165H155V166H156ZM161 165H162V164H161ZM172 165H173V164H172ZM174 165L177 166V163H174ZM174 165H173V166H174ZM200 165H201V166H200ZM216 165H219V163L216 164ZM216 165H215V166H216ZM258 165H259V163H258ZM135 166H136V165H135ZM173 166H172V167H169V168L171 169V171H169V172H170V174H173V176L171 177V175H167L168 173L166 174V176H169V178H171L170 182L172 181V178L174 177V174H175V170L177 169V168H175V170L172 169ZM175 166H174V167H175ZM209 166H210V165H209ZM215 166H214V167H215ZM230 166H231V165H230ZM263 166H264V164H263ZM163 167H164V168H163ZM224 167H225V166H224ZM242 167H241V168H242ZM155 168H156V167H155ZM227 168H228V169H227ZM234 168H235V166H232V169L230 168V169H231V173H232V171H233ZM263 168H264V167H263ZM263 168H261V169H263ZM146 169H147V168H146ZM158 169H159V167H158ZM259 169H260V168H259ZM148 170H150V169H148ZM152 170H154V169H152ZM177 170H178V169H177ZM199 170H200V171H199ZM257 170H258V169H257ZM119 171H120V172H119ZM121 171H122V170H119V169H118V170H117L118 173H116V174H117V175H120V174H121ZM141 171H142V170H141ZM144 171H145V170H144ZM144 171H143V172H144ZM179 171H180V170H179ZM182 171H181V174H183ZM187 171H188V172H187ZM207 171H208V172H207ZM259 171H260V170H259ZM263 171H264V169L261 171L262 174L260 173V174L263 176L262 178H264ZM143 172H142V173H143ZM171 172H172V173H171ZM119 173H120V174H119ZM146 173H147V171H146L145 173H143V175L147 176ZM161 173H162V172H160V174H161ZM163 173H162V174H163ZM234 173H235V172H234ZM258 173H259V172H258ZM258 173H257V174H258ZM122 174H123V173H122ZM122 174H121V175H122ZM157 174L159 175V172H157ZM157 174H156V175H157ZM209 174H211V175H209ZM212 174L216 177V179H217L218 181L214 178V179H213L214 181L211 180L212 182H210V184H209V183H206V181L208 182V181L210 180L211 177H214V176H212ZM232 174H233V173H232ZM232 174H231V175H232ZM121 175H120V176H121ZM141 175H142V174H141ZM143 175H142V177H143ZM152 175H153V174H152ZM152 175H150V176H152ZM154 175H155V174H154ZM156 175H155L154 177L152 176V178L149 177V179H148L150 182L153 181V184L155 183L154 180L156 181V179H155ZM158 175H157V176H158ZM198 175H201V176H198ZM231 175H230V176H231ZM252 175H253V174H252ZM258 175H259V174H258ZM161 176H162V175H161ZM161 176H159V177H161ZM164 176H165V175H164ZM164 176H163L162 178H164ZM218 176H219V177H218ZM232 176H234V174H233ZM232 176H231V178H232ZM242 176H244V174H241V175H240V179H243V180H244L245 178L242 177ZM121 177H122V176H121ZM142 177H138V178H142ZM189 177H188L187 179H191V178H189ZM227 177H228V178H227ZM250 177L248 178V179L250 180V183H249V181H248L249 186H248L247 183H243V180H241L242 183H243V184H241V185H242V186H241V189H242L243 192H249V189H251L250 191H252V189L254 188V187H253V186H254L253 183L255 182L254 179H255L256 177L253 178L254 181H253ZM144 178H145V177H144ZM147 178H148V177H147ZM156 178H157V177H156ZM162 178L160 179L161 181L159 180L160 182H166V181H168V178H167V177H165V178H167V180L164 178V180H166V181H164ZM231 178H229V183H232V186L234 187V189L232 188L231 185H230V186H231L232 191H233V193H234V192L236 191V190H235V189H236L235 185H237V183L230 182V181H232ZM151 179H152V180H151ZM235 179H236V177H235ZM246 179H247V178H246ZM246 179H245V180H246ZM145 180H146V179H145ZM185 180H186V179H185ZM245 180H244V182H245ZM136 181H137V180H136ZM136 181H135V182H136ZM139 181H140V180H138L137 182H139ZM173 181H175L174 178H173ZM186 181H188V180H186ZM219 181H220V182H219ZM251 181H253V182L251 183ZM137 182H136V183H137ZM144 182H145V181H144ZM168 182H169V181H168ZM263 182H264V181H263ZM142 183H143V182H142ZM166 183H167V182H166ZM166 183H164V185H166V186H164V185L162 186V185H161L162 188H164V187L167 188V186H168L167 184H169V183H167V184H166ZM174 183H175V182H174ZM226 183L228 184L227 181H226ZM259 183H260V181H259ZM261 183H262V181H261ZM158 184H159V182H156V186L158 187V190L155 189L156 187L153 188V190L158 191L157 194L159 193V190L162 189L161 186H160V184H159V185H158ZM185 184H186V183H185ZM187 184H188V183H187ZM207 184H208V185H207ZM227 184H226V185H227ZM250 184H252V185H250ZM206 185H207V186H206ZM223 185H224V184H223ZM226 185H225V186H226ZM239 185H240V184H239ZM256 185H258V184H256ZM147 186H148V185H147ZM225 186H224V187H225ZM228 186H229V185H227L226 188H224V187L222 186V188L229 190V188H227ZM250 186H251V187H250ZM263 186H264V183H263L262 187H263ZM133 187H134V186H133ZM168 187L170 188V186H168ZM183 187H184V189H185L186 191H183V190H184ZM187 187H188V188H187ZM239 187H240V186H239ZM239 187H238V188H239ZM256 187H259V188L261 189V186H256ZM134 188H136V187H134ZM181 188H182L183 190H182ZM231 188H230V190H231ZM146 189H148V187H147ZM167 189H168V188H167ZM148 190H149L150 193H152V192H151L152 190H150V189H148ZM238 190H239V189H238ZM258 190H259V189H258ZM263 190H264V188H263L262 190H259L260 193L258 192V195L260 194V195H259V197H260V198H259L260 201H261L262 198H263V200H264V196H263L264 194H262V191H263ZM123 191H124V190H123ZM156 191L153 192V195H154V193H155ZM181 191H183V193H182ZM0 192H1V191H0ZM121 192H122V191H121ZM127 192H128V190H127ZM127 192L124 191V193H127ZM161 192H162V191H161ZM161 192H160V193H161ZM167 192H165V193L167 194ZM180 192H181V193H180ZM184 192H185V193H184ZM208 192H209V193H208ZM230 192H231V191H229V193H230ZM243 192H242V194H243ZM252 192H254V191H252ZM160 193H159V194H160ZM207 193H208L209 195L211 194L210 196H212V198H210V201L206 199V198L209 199V195H208L207 197H206L205 195H203V194H207ZM225 193H228V192H225ZM238 193H240V192H238ZM263 193H264V192H263ZM128 194H129V193H128ZM147 194H148V193H147ZM161 194H162V193H161ZM231 194H232V193H231ZM242 194H240V196H241ZM256 194H257V192H256ZM123 195H124V194H123ZM202 195H203V197H202V199H201L200 197H201ZM237 195L239 196V194H237ZM248 195L250 196L251 193L248 194ZM248 195H247V196H248ZM161 196H162V195H161ZM219 196H220V195H219ZM234 196H235V194H233L232 197L234 198ZM243 196H244V194H243ZM261 196H262V197H261ZM205 197H206V198H205ZM235 197H236V196H235ZM244 197H245V196H244ZM244 197H243V198H244ZM251 197H253L252 199H255V198H256V196L253 195V193H252V196H250V198H251ZM254 197H255V198H254ZM137 198H138V197H136V199H137ZM168 198H170V197H168ZM199 198L201 199V202L205 201V200H204V198H205L207 201H206L205 203L203 202V204H202L201 202H200V203H201L202 205H207V206H206L205 208H202L203 206H202V205H199V206H202V207H199L198 209H195L196 207L193 208V209H195V210H193V209L190 208V209H191V210H190L188 206H189L191 203H192V204H191V206H192L193 203L198 202V201L200 200ZM222 198H223V197H222ZM243 198L240 197L241 201H243ZM144 199H145V198H144ZM144 199H143V201H144ZM181 199L179 198L178 200L181 201ZM197 199H198V200H197ZM223 199H224V198H223ZM235 199H236V198H234V200H235ZM237 199H238V198H237ZM252 199H251V201H250V204H248V203H249V199H248V201L246 200L245 203H244V206H245V205H246V206H247V205H251L252 203L255 204V203L259 200L258 197H257V199H255V201L253 200L254 202H252ZM145 200H146V199H145ZM178 200H176V201L178 202ZM195 200H196V201H195ZM202 200H203V201H202ZM218 200L222 201V199H220V197H219ZM194 201H195V202H194ZM208 201H209V202H208ZM220 201H219V203H220ZM227 201H228V199H227ZM172 202H174V201H172ZM181 202H182V201H181ZM258 202H259V201H258ZM155 203H157V202H155ZM166 203H167V202H166ZM169 203H170V202L168 201V205H169ZM175 203H176V202H174L173 204H175ZM187 203H188V206H187ZM236 203H237V201H234V202H233L234 206H235ZM260 203H261V202H260ZM260 203H259V204H260ZM263 203H264V202H263ZM263 203H261V204H263ZM118 204H119V203H118ZM159 204L162 205V202L159 203ZM170 204H171V203H170ZM195 204H196V206H197V205L199 204V202H198V203H195ZM121 205H123V204H120V207H121ZM152 205L154 206V204H152ZM164 205H165V202H164ZM176 205H177V204H176ZM180 205H181V204H180ZM182 205H183V203H182ZM220 205H221V206H220ZM229 205H228V206H229ZM231 205H232V206H231ZM0 206H1V205H0ZM116 206H117V205H116ZM149 206H150V205H149ZM162 206H163V205H162ZM170 206H171V205H170ZM178 206H179V205H178ZM191 206H190V207H191ZM193 206H194V205H193ZM237 206H238V204L236 205V207H237ZM256 206H257V205H256ZM258 206H259V205H258ZM154 207H156V206H154ZM164 207H165V206H163V209H164ZM172 207H173L174 211L178 210V209L175 210V207H174L173 205L171 206V208H172ZM231 207H232L233 209H232ZM259 207L262 208V206H259ZM259 207H257V208L259 209ZM118 208H119V206H118ZM151 208H152V207H151ZM156 208H158V207H156ZM168 208H169V206H168ZM184 208H185V207H184ZM255 208H256V207H255ZM0 209H1V207H0ZM119 209H122V207L119 208ZM131 209H132V208H131ZM131 209H129V210H131ZM136 209H137V208H136ZM149 209H150V208H149ZM158 209L161 210L162 207H161V209H160V208H158ZM247 209H249V207H247ZM115 210H116V209H115ZM122 210H123V209H122ZM129 210H128V211H129ZM132 210H133V209H132ZM137 210H138V209H137ZM137 210H136V211H137ZM156 210H157V209H156ZM164 210H165V209H164ZM166 210H167V209H166ZM166 210H165V211H166ZM179 210H180V209H179ZM252 210H253V209H252ZM260 210H261V209H260ZM262 210H264V208H263ZM262 210H261V211H262ZM128 211H127V212H128ZM162 211H163V210H162ZM167 211H168V210H167ZM174 211H173V212H174ZM182 211H181V212H182ZM184 211H185V212H184ZM233 211H234V212H233ZM235 211H236V212H235ZM255 211H256V210H255ZM258 211H259V210H258ZM258 211H257V212H258ZM124 212H125V211H124ZM139 212H140V209L138 210L137 213H139ZM142 212H145V211H142ZM156 212H157V211H156ZM171 212H172V211H171ZM179 212H180V211H179ZM247 212H251V211L248 210ZM259 212H260V211H259ZM125 213H126V212H125ZM125 213H124V214H125ZM129 213H130V212H129ZM169 213H170V212H168V214H169ZM201 213H205V214L202 215ZM253 213H256V212H252V214H253ZM260 213H262V212H260ZM126 214H127V213H126ZM132 214H133V213H132ZM158 214H159V213H158ZM166 214H167V213H166ZM170 214H171V213H170ZM175 214H178V212L175 213ZM249 214H250V213H249ZM257 214H259V213H257ZM262 214H264V213H262ZM262 214H261V215H262ZM14 215H15V214H14ZM114 215H115V219H116V218H117L116 215L118 216V214L116 213V214H114ZM179 215H180V214H179ZM246 215L248 216V214H246ZM254 215H255V214H254ZM259 215H260V214H259ZM261 215H260V216H261ZM126 216H127V215H126ZM251 216H252V215H251ZM251 216H250V217H251ZM113 217H114V216H113ZM119 217H120V216H119ZM121 217H122V216H121ZM124 217H125V216H124ZM262 217H263V216H262ZM251 218H252V217H251ZM253 218H254V217H253ZM117 219H118V218H117ZM121 219H122V218H121ZM247 219H248V218H247ZM247 219H246V220H247ZM263 219H264V218H263ZM14 220H15V218H14ZM113 220H114V219H112L111 222L114 223V225L116 224V225H115V227H116L117 224H118V221H120V220L118 219L117 222H114ZM16 221H17V220H16ZM16 221H15V223H16ZM109 221H110V220H109ZM157 221H158V220H157ZM258 221H259V220H258ZM262 221H263V220H262ZM13 222H14V221H13ZM107 222H108V221H107ZM231 222H232V221H231ZM231 222H230V223H231ZM11 223H12V222H11ZM119 223H120V222H119ZM145 223H146V222H145ZM226 223H227V224H226ZM237 223H238V222H237ZM262 223H264V222H262ZM262 223H261V224H262ZM8 224H9V223H8ZM18 224H19V222L17 223V226H18ZM110 224H111V223H110ZM110 224H109V225H110ZM232 224H233V223H232ZM243 224H244V223H243ZM243 224H242V225H243ZM258 224H259V223H258ZM261 224H260V225H261ZM5 225H6V224H5ZM12 225H13V224H12ZM12 225H11V226H12ZM109 225H108V226H109ZM111 225H112V224H111ZM225 225H226V226H225ZM236 225H238V224H236ZM260 225H259V226L257 225L258 228L260 227ZM6 226H7V225H6ZM11 226H10V227H11ZM174 226H175V225H174ZM176 226H177V225H176ZM250 226H251V225H250ZM253 226H254V225H253ZM261 226H262V225H261ZM15 227H16V226H15ZM112 227H113V225H112ZM112 227H111V228H112ZM181 227H182V226H181ZM184 227H185V226H184ZM240 227H241V226H240ZM240 227H239V229H240ZM245 227H246V226H245ZM245 227H244V228H245ZM248 227H249V226H248ZM248 227H247V228H248ZM251 227H252V226H251ZM263 227H264V226H263ZM109 228H110V226H109ZM101 229H102V228H101ZM101 229H99L100 232H101ZM105 229H107V231H109V230H108V227L106 228V226H105ZM165 229H166V228H165ZM226 229L229 230V231H226ZM250 229H252V228H250ZM250 229H249V230H250ZM256 229H257V228H256ZM4 230H6V229H4ZM103 230H104V229H103ZM113 230H115V228H114ZM240 230H241L242 234L245 233V234H243V235H246V231H244V232L242 231V230H246V228H245V229H242V228H241ZM260 230H261V229H260ZM260 230H259V232H262L264 229H263L262 231H260ZM9 231H10V229H9ZM107 231H104V232H106V234H107ZM110 231H111V230H110ZM116 231H117V228H116ZM161 232H162V230L160 231V234H162ZM163 232L165 233V231H163ZM238 232H239V231H238ZM257 232H258V231H257ZM263 232H264V231H263ZM109 233H110V232H109ZM138 233H139V232H138ZM143 233H145V232H143ZM146 233H148V231H147ZM98 234H99V233H98ZM100 234H101V233H100ZM100 234H99V235H100ZM102 234H104V233L102 232ZM112 234H113V233H112ZM112 234H111V235H112ZM139 234H141V233H139ZM250 234H251V235H250ZM256 234H258V233H256ZM95 235H96V234H95ZM107 235H108V234H107ZM107 235H106V237H108V239H109L111 236L109 237V235H108V236H107ZM119 235H120V234H119ZM141 235H142V234H141ZM159 236H160V235H159ZM159 236H157V237H159ZM237 236H238V239H237ZM94 237H95V236H94ZM106 237H105V238H106ZM130 237H132V236H130ZM149 237H150V236H149ZM258 237H257V239H258ZM105 238H104V239H105ZM133 238H135V237H132V239H133ZM150 238H152V237H150ZM160 238H161V237H160ZM253 238H255V240H256V242H257V243L255 242L256 244L252 242V239H253ZM97 239H98V238H97ZM130 239H131V238H130ZM135 239H136V238H135ZM135 239H134V240H135ZM243 239H244V241H241V240H243ZM105 240H106V239H105ZM134 240H133V243L136 242V240H135V241H134ZM150 240H151V239H150ZM152 240H153V239H152ZM161 240H159L158 242H160ZM168 240H170V242H169ZM255 240H253V241H255ZM109 241H110V240H109ZM131 241H132V240H131ZM131 241H130V242H131ZM141 241H142V240H141ZM166 241H167V242H166ZM259 241H260V242H259ZM124 242H125V241H124ZM126 242H128V241H126ZM130 242H128V244H130ZM154 242H155V241H154ZM232 242H233V243H232ZM236 242H238V241H236ZM248 242H247V243H248ZM258 242H259V243H258ZM121 243H122V242L120 241V244H121ZM138 243H141V242H137L136 245H137ZM250 243H251V244H250ZM252 243L255 244V245H253V248H251V247H252V246H251ZM125 244H126V243H125ZM125 244H124V246H125ZM131 244H132V242H131ZM162 244H165V245H162ZM224 244L227 245V246L225 245L226 248L224 247ZM242 244H239V242H238L237 245H236L237 247H236L235 249H237L238 247H240L239 245H242ZM257 244H258V245H257ZM126 245H127V244H126ZM231 245H230V246H231ZM246 245H247V244H246ZM142 246H143V245H142ZM150 246H151V245H150ZM222 246H223V247H222ZM255 246H256V248H255ZM128 247H129V246H128ZM228 247H229V246H228ZM241 247H242V246H241ZM244 247H245V246L243 245V250L241 249L242 251H244ZM247 247H249V246H247ZM247 247H246V248H247ZM125 248H126V247H125ZM142 248H143V247H142ZM246 248H245V249H246ZM136 249H137L138 253H140L141 249H140V248H136ZM136 249H135V250L133 249V251L136 252ZM139 249H140V251H139ZM149 249H150V247H149ZM153 249H152V250H153ZM226 249H227V250H226ZM127 250H129V249H127ZM152 250L150 249V251H152ZM233 250H234V249H233ZM259 250H260V249H259ZM131 251H132V250H131ZM133 251H132V253L134 254ZM143 251H144V250H143ZM143 251H142L141 254H139V255H141V256L143 255V256L146 257V255L143 254V253H146V252H143ZM238 251H239V250H238ZM97 252H98V251H97ZM128 252H130V250H129ZM239 252H240V251H239ZM249 252H251V251H249ZM257 252H258V251H255V253H256L255 256H256V257H260V258H258V259H261V255H262V254L260 255V253H259L260 251H259L258 253H257ZM99 254H100V253H99ZM99 254H98V255H99ZM129 254H130V253H129ZM136 254H137V253H136ZM150 254H151V253H150ZM150 254H149V255H150ZM245 254H246V253H245ZM257 254H258V255H257ZM131 255H132V254H131ZM242 255H244V254L242 253ZM259 255H260V256H259ZM263 255H264V254H263ZM263 255H262V258H263ZM240 256H241V254H240ZM248 256H249V255H248ZM248 256H247V254H246V255L242 256V258H243V259H246V257H248ZM255 256L253 255V258H254ZM80 257H81V256H80ZM149 257L151 258V256H149ZM149 257H148V259H149ZM163 257H165L164 260H166V261H164V263H161ZM244 257H245V258H244ZM140 258H141V257H140ZM146 258H147V257H146ZM146 258H144V259H146ZM239 258H240V257H239ZM251 258H252V257H251V255H250V258H247V259H248L249 261H251V260H250ZM253 258H252V259H253ZM84 259H85V258H84ZM84 259H83V260H84ZM247 259H246V260H247ZM9 260H10V259H9ZM69 260H70V259H69ZM71 261H73V260H71ZM80 261H81V260H80ZM231 261H229V263H228V262H227V263L230 264ZM234 261H233V263H235ZM237 261H236V262H237ZM241 261H242V260H241ZM88 262H89V261H88ZM154 262H152V263H154ZM224 262H225V263H224ZM242 262H243V263H242ZM242 262H240V263H242V264H249L247 261L244 262V260H243ZM246 262H247V263H246ZM251 262H252V261H251ZM262 262H263V261H262ZM74 263H75V262H74ZM227 263H226V264H227ZM231 263H232V262H231ZM252 263H257V260H256V262H255V260H254ZM258 263H259V262H258ZM263 263H264V262H263ZM83 264H84V263H83ZM154 264H155V263H154ZM236 264H239V263H236ZM250 264H251V263H250ZM259 264H260V263H259Z\"/></svg>", "mask_w": 264, "mask_h": 264}]
</instances>
